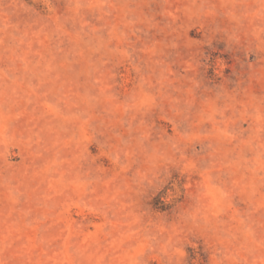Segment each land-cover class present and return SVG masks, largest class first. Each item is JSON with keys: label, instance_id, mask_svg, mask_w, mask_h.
Wrapping results in <instances>:
<instances>
[{"label": "rangeland", "instance_id": "obj_1", "mask_svg": "<svg viewBox=\"0 0 264 264\" xmlns=\"http://www.w3.org/2000/svg\"><path fill=\"white\" fill-rule=\"evenodd\" d=\"M0 264H264V0H0Z\"/></svg>", "mask_w": 264, "mask_h": 264}]
</instances>
